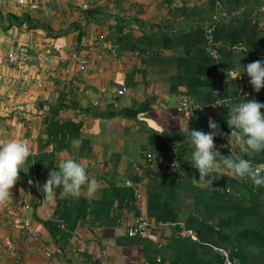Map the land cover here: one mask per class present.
Returning <instances> with one entry per match:
<instances>
[{
	"label": "crops",
	"instance_id": "obj_1",
	"mask_svg": "<svg viewBox=\"0 0 264 264\" xmlns=\"http://www.w3.org/2000/svg\"><path fill=\"white\" fill-rule=\"evenodd\" d=\"M214 15L216 57L202 30ZM13 51L33 60L9 64ZM240 55L242 67L264 60V0H0V141L31 148L0 207V264H102L99 253L103 264H223L219 250L234 264H264V186L223 168L199 182L186 135L210 132L211 117L223 133L215 150L264 164V150L249 156L228 137L229 105H216L264 103V87L244 93L253 87ZM181 96L216 108L185 120ZM69 154L101 187L45 198L49 172ZM127 182L141 185L139 200ZM141 215L157 241L127 236Z\"/></svg>",
	"mask_w": 264,
	"mask_h": 264
},
{
	"label": "clouds",
	"instance_id": "obj_2",
	"mask_svg": "<svg viewBox=\"0 0 264 264\" xmlns=\"http://www.w3.org/2000/svg\"><path fill=\"white\" fill-rule=\"evenodd\" d=\"M102 46L106 48L105 45ZM246 52L241 51V54ZM9 53L29 56L31 59L12 63L7 59ZM4 58L9 64L28 63L33 60V56L15 51L7 52ZM70 58L77 62L80 60L75 54H71ZM242 58V55H240L237 61L240 70L239 76L241 72H246L253 90L259 92L264 87V60H256L242 67L240 64ZM224 104L229 105L226 121L231 131L228 137L233 138L234 144L239 147L240 151L251 156L264 150V112L261 111V109H264V103H260L255 99H245L237 104H232L225 99L216 105L223 106ZM208 127L211 131L205 133L202 130L195 129L189 131L187 126V141L193 146L191 164L199 172L198 181L204 184H212L213 180L218 178V176L212 174H220L223 168L228 170L231 175L249 178L257 187L264 186V175L261 174L264 172V164L254 166L250 159L221 155L219 151L215 150L214 137L218 134L223 135V133L220 132L219 125L211 117L208 120ZM30 155L31 148L25 140L0 141V207L6 206L9 202L12 196L11 189L19 179V173L25 169L27 158ZM206 177L210 178L206 179ZM84 185H87V187H83ZM57 187L62 188L60 196L79 197L81 194L93 196L101 187V183L95 178L90 179L84 165L69 154L61 161L58 170L53 169L49 172L43 185L45 198L49 196L56 197L55 189ZM33 230L36 232L34 228ZM38 238H40L39 234ZM47 252L50 256L45 255V257L49 259L51 253L45 250L44 254ZM11 253H13V256ZM10 255L15 259V251H11Z\"/></svg>",
	"mask_w": 264,
	"mask_h": 264
},
{
	"label": "built area",
	"instance_id": "obj_3",
	"mask_svg": "<svg viewBox=\"0 0 264 264\" xmlns=\"http://www.w3.org/2000/svg\"><path fill=\"white\" fill-rule=\"evenodd\" d=\"M263 9V7L261 8ZM218 21V16L214 15L211 18V23H207L203 26L202 30L204 32V37H205V42H206V50L210 51V54L213 57L217 56V51L215 49V47H213V27H214V23ZM105 47V46H104ZM7 59L9 62H24V61H29L31 59V57L29 56H25V55H17L15 53H9L7 55ZM78 63L80 65H85L87 62L84 59H80L78 61ZM125 93V89H121L120 91L117 92V95H123ZM244 93L249 96H251L253 94V88H249L247 87L246 89H244ZM217 94V93H216ZM94 106H96V104H93ZM215 104H211V105H200L197 104L196 102H192L190 101L187 97L181 96L177 99V106H176V110L177 112L185 119V120H189L191 117H193L196 114H200L202 115L204 113V111L207 109H215L216 106H213ZM202 106L201 108H198ZM190 113V114H189ZM147 161L150 160V155L146 156ZM159 164L162 165V161H159ZM137 173L139 176L142 175L141 170H137ZM126 185L128 187L131 188L132 190V195L135 199H140L142 196V187L140 184H132L131 182H127ZM169 226H173V227H177L178 231V237L182 238V239H195V232L185 228L183 225L181 224H168ZM150 229V223L148 222V220L144 217V216H138L131 224L130 227L127 230V236L130 238H140V239H147L150 240L152 242L157 241V235L155 233H150L149 232ZM24 233L31 236L33 239L35 240H39L38 238V234L33 230V228L31 226H25L24 227ZM218 255L220 256L223 264H234L233 260L230 259V255L228 253V251L226 250H219L217 251ZM11 255L13 256V253H11ZM45 255L47 257L50 256V254L47 252L45 253ZM101 263L103 264V256L101 253L98 254L97 257Z\"/></svg>",
	"mask_w": 264,
	"mask_h": 264
}]
</instances>
